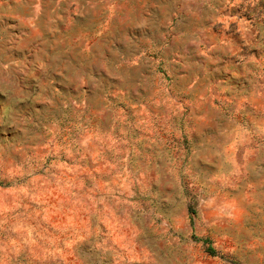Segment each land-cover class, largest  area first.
I'll return each mask as SVG.
<instances>
[{
  "label": "rangeland",
  "instance_id": "1",
  "mask_svg": "<svg viewBox=\"0 0 264 264\" xmlns=\"http://www.w3.org/2000/svg\"><path fill=\"white\" fill-rule=\"evenodd\" d=\"M0 264H264V0H0Z\"/></svg>",
  "mask_w": 264,
  "mask_h": 264
}]
</instances>
